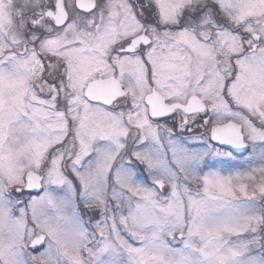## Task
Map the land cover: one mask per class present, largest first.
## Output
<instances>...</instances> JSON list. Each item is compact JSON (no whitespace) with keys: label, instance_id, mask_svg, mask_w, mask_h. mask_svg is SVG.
<instances>
[{"label":"snow or ice","instance_id":"6c2138e0","mask_svg":"<svg viewBox=\"0 0 264 264\" xmlns=\"http://www.w3.org/2000/svg\"><path fill=\"white\" fill-rule=\"evenodd\" d=\"M0 264H264V0H0Z\"/></svg>","mask_w":264,"mask_h":264}]
</instances>
